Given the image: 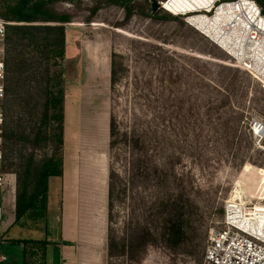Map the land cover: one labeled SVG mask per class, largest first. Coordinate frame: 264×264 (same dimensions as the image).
I'll use <instances>...</instances> for the list:
<instances>
[{
  "label": "rangeland",
  "instance_id": "374dc122",
  "mask_svg": "<svg viewBox=\"0 0 264 264\" xmlns=\"http://www.w3.org/2000/svg\"><path fill=\"white\" fill-rule=\"evenodd\" d=\"M17 1L0 0L7 24L15 22L2 14ZM154 1L47 0L53 13L69 19L65 54L50 62L52 90H63L65 97L51 108V141L36 155L57 152L63 174L50 179L47 230L14 225L13 192L3 193L7 260L2 264L16 262L11 241L16 237L47 239L46 264H107L108 228L118 243L109 264H210L206 250L225 226L228 201L244 204L246 211L264 202V81L188 23V13L217 0H156L161 6L155 10ZM2 47L0 82L9 88L12 114L21 128H33L28 94L43 92V78L33 73L40 60L30 70L8 57L40 56L8 53L6 32ZM114 54L117 80L112 82ZM3 99L2 170L10 177L16 159L4 136ZM60 117L63 147L55 141ZM111 118L117 127L113 148ZM255 121L261 132H255ZM30 145L20 140L16 153ZM132 164L141 170L133 181ZM110 166L127 188L120 198L115 193L111 219ZM175 203L189 213L187 241L169 248L162 234ZM146 228L155 230L146 246L118 255L124 238L129 244L133 235L138 245ZM31 264H43L39 254Z\"/></svg>",
  "mask_w": 264,
  "mask_h": 264
},
{
  "label": "trees",
  "instance_id": "16d2710c",
  "mask_svg": "<svg viewBox=\"0 0 264 264\" xmlns=\"http://www.w3.org/2000/svg\"><path fill=\"white\" fill-rule=\"evenodd\" d=\"M264 13L263 0H256ZM8 22L15 24H6V47L8 53H27L35 52L40 57H8V61L18 58L28 65L30 70L39 61V66H35L34 72L43 78L44 88L41 96L35 97V93L28 94V104L30 103L29 120L33 121V128H21L15 121L16 116L12 114L11 94L8 87L4 90L3 106L5 110V140L10 142L12 149L8 153L14 155L15 164L10 165V169L16 175V204L15 220L13 224H18L28 230L46 229L48 223V191L49 179L55 176H61L63 169L57 163V152L54 155L39 157L36 150L47 146L51 141L48 132V126H51L52 117L50 110L64 100L63 90L56 94L52 90V75L50 62L53 59H62L65 54L66 27L65 23L69 19L64 15L53 13L47 6V0H18L14 5L9 6L8 11L2 14ZM116 54L112 57L111 78L112 82L117 80ZM33 68V70H34ZM61 118V117H60ZM116 124L113 118L110 120V147L114 146L116 135ZM56 140L60 147L64 145V119H60L58 124ZM20 140H26L30 145L29 149L24 147V151L16 153L15 145ZM42 143V144H41ZM59 147V148H60ZM28 150V151H27ZM130 167V177L132 181L140 175V169L132 164ZM108 218L111 219V210L113 209V199L118 192V198L127 190L126 185L120 179V172L110 166L108 174ZM115 177L119 181L115 182ZM173 211L168 213L162 234V242L169 248H177L187 241V220L189 213L184 205L175 203ZM145 233L139 237L140 243H133V235L129 244L125 238L121 244L120 256H125L126 252L139 246H146L148 240L155 237V230L146 228ZM3 233L4 230H3ZM108 259L114 257L113 249L118 247L115 238L111 237L108 228ZM129 238V239H131ZM12 242L23 244L24 264H31V258L39 254L46 264V248L48 241L45 239H11ZM195 247H197L195 245Z\"/></svg>",
  "mask_w": 264,
  "mask_h": 264
},
{
  "label": "built area",
  "instance_id": "2783aa9c",
  "mask_svg": "<svg viewBox=\"0 0 264 264\" xmlns=\"http://www.w3.org/2000/svg\"><path fill=\"white\" fill-rule=\"evenodd\" d=\"M244 2H247L244 3ZM249 6L252 3V12L247 11L245 7L239 8V4ZM230 15L235 16V21L232 23V29L238 31L241 46L245 45V52L258 51L264 57V13L261 7L255 0H217L212 7V10H202L197 13H204L208 17H215L217 12L224 10ZM195 14V13H193ZM191 16V15H189ZM232 21V20H231ZM188 23L195 26L188 19ZM6 21L0 17V81L4 75V64L1 60L3 52V40L6 32ZM200 32L206 35L202 29L195 26ZM228 30V29H227ZM207 36V35H206ZM211 38L217 45L224 50L226 48L221 46L213 37ZM239 41L238 39H236ZM243 42V44H242ZM257 52V53H258ZM237 60L244 63V66L250 70L253 75L264 81V75L257 74L252 69V62L247 60L250 57H236L235 54L228 51ZM250 56L256 60V64L264 65L260 61L258 55ZM3 85L0 82V97L3 96ZM2 117L0 113V245L3 240V193L5 192L8 177L2 170L3 152H2V138H1V124ZM259 126L262 131L263 126L258 122H254V129ZM256 132V129H255ZM264 205V202H262ZM249 211H241L236 206H228L224 220V228L215 232L211 237V242L207 247L205 260L210 264H264V208L258 209L255 205ZM7 259L6 255L1 252L0 248V263Z\"/></svg>",
  "mask_w": 264,
  "mask_h": 264
},
{
  "label": "bare ground",
  "instance_id": "6f19581e",
  "mask_svg": "<svg viewBox=\"0 0 264 264\" xmlns=\"http://www.w3.org/2000/svg\"><path fill=\"white\" fill-rule=\"evenodd\" d=\"M216 2V1H215ZM214 2V3H215ZM214 3L212 4L211 7L204 8V10H212V7L214 6ZM247 4V2H244ZM163 5V3H162ZM252 3H250L249 6H245L242 3L239 4V8L243 9V7L246 8L247 11H251L252 12ZM164 6V5H163ZM224 10H220L219 12H217L215 17H208V15H205L204 13H188L189 16L188 19L190 20V22L192 24H194L195 26H197L198 28L202 29V31L207 35V36H211L213 37L218 43L221 44V46H223L224 48H226L229 52L233 53L236 55V57H250L247 61L248 62H252V69L254 70L255 73L259 74L261 73L262 75H264V65H259L256 64V60H254L251 56L250 53L253 55H258L260 61H262L264 63V57L262 56L261 53H259L258 51L254 50V51H248L247 54H242L245 52V45L241 46L240 43V37L238 35V31H234L232 29V23L235 21V16L234 15H230L228 14V12ZM202 11V10H201ZM232 20V21H231ZM228 29V30H227ZM236 39H238L239 41H237ZM243 44V42H242ZM244 51V52H243ZM258 52V53H257ZM259 126H256L255 129H257L259 132H261L259 130ZM258 133V132H256ZM239 196V190L235 191ZM235 198L237 199V195L235 196ZM234 200V199H233ZM238 202V201H237ZM229 205L228 206H236L239 209H241V211H246L245 209V205L244 204H240V203H236L233 204L231 202V200L228 201ZM256 207L259 209L264 208V205L262 203H259L256 205ZM247 212V211H246Z\"/></svg>",
  "mask_w": 264,
  "mask_h": 264
},
{
  "label": "crops",
  "instance_id": "0c3cea01",
  "mask_svg": "<svg viewBox=\"0 0 264 264\" xmlns=\"http://www.w3.org/2000/svg\"><path fill=\"white\" fill-rule=\"evenodd\" d=\"M7 179H8V183H7L5 191L12 190V192H13V195H12V198H11V203H12V209H13V212H14V219H13V221H14L15 220V204H16V177H15V175L11 174L10 177H8ZM50 179H49V189H50ZM48 195H49V191H48ZM49 216H50V208H49V204H48V220L50 221ZM47 226H48V223H47ZM42 230H44V229H42ZM45 230H47V227H46ZM3 236L5 237V233H4ZM21 238L22 237H16V238H12V239H21ZM23 239H29V238H23ZM45 240H47V239H45ZM4 241H5V238H3L2 242H1V245H0L1 252L3 251L2 248H3ZM13 243L15 244L14 249L16 250V253L18 254V256L16 255V257H15L16 262L7 263V264H24V247H23V244H19V243H16V242H13ZM46 252H47V248H46ZM81 263L84 264L83 260H82ZM0 264H2V263H0Z\"/></svg>",
  "mask_w": 264,
  "mask_h": 264
},
{
  "label": "water",
  "instance_id": "95a60500",
  "mask_svg": "<svg viewBox=\"0 0 264 264\" xmlns=\"http://www.w3.org/2000/svg\"><path fill=\"white\" fill-rule=\"evenodd\" d=\"M160 6H161V3L155 0L153 3V9L155 10L156 8H158Z\"/></svg>",
  "mask_w": 264,
  "mask_h": 264
}]
</instances>
